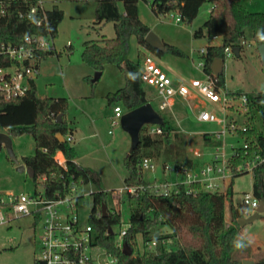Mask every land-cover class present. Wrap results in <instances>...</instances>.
Returning a JSON list of instances; mask_svg holds the SVG:
<instances>
[{
	"label": "trees",
	"instance_id": "16d2710c",
	"mask_svg": "<svg viewBox=\"0 0 264 264\" xmlns=\"http://www.w3.org/2000/svg\"><path fill=\"white\" fill-rule=\"evenodd\" d=\"M79 1V0H68ZM96 23L112 21L115 23L116 36L112 39L89 40L84 44L83 60L95 71H104L111 64L119 67L125 77L126 85L107 95L108 103L122 105L125 111L133 110L148 102V92L142 81V62L130 58V40L133 35L141 46L158 56L170 52L184 55L178 47L166 44L164 51L156 50L146 43L151 28L145 24L139 13L141 0H96ZM155 14L177 11L183 21L191 23L198 15L204 3L210 2L212 10L209 18L195 31V37H220L219 45L209 44L202 53L204 72L213 75L212 64L217 58H224L227 45L241 47L243 40L252 41L259 46L264 41L258 38V30H264V12L249 10L242 0H143ZM49 28L53 37L58 33L59 24L64 19V11L54 5L48 12ZM46 25L37 26L32 19L21 18L17 6L12 5L5 16L0 18V43L19 44L29 34H46ZM53 51L43 54L46 56ZM240 56V55H239ZM218 85L225 84V73L218 75ZM69 99L66 97H40L37 95L35 80L31 90L23 97L5 100L0 93V131L9 135L30 133L36 143L32 156L23 157V162L34 170L33 180L43 179L44 191L48 198H57L73 193V186L93 183L97 190L91 193L92 207L89 223L93 228V244L118 257L119 264H243L244 255L250 249L249 242L243 237V229L238 219L243 216L244 208L231 204V225L226 224V194L221 191H208L199 182L189 185L180 184L172 192L165 193L161 188H149L141 170V161L148 158L162 159V168L168 165L181 166L191 163L184 139L179 137L173 125L165 120L161 125V134L146 133L145 127L140 133V143L127 154L124 164L127 175L126 185L143 186L136 194L127 195L130 205L131 227L124 241L132 248L127 255L117 247V235L114 228L121 225L120 212L113 213L110 204L112 194L104 191L99 173L92 167L75 161L78 158L76 147L68 139L73 132L66 121ZM62 121H57L59 115ZM256 115L262 124V130L256 126ZM248 129L241 132L250 142L246 153L243 147L237 148V154L231 159L233 178L249 171L236 172V167L247 159H253L257 153L264 154V91L253 94L248 113ZM61 133L65 141L57 136ZM176 137L181 139L176 141ZM203 137L207 144L219 145L209 133ZM61 151L68 161V170L60 166L55 155ZM12 159V158H11ZM13 160V159H12ZM192 164V163H191ZM254 195L264 200V169L254 171ZM233 183L229 186L228 195ZM81 198V197H78ZM103 205L108 215L97 214ZM38 222V219L35 220ZM168 227L169 232L162 229ZM110 228L114 230L111 233ZM138 234L142 235L145 250L135 253ZM173 239L176 247L167 249L162 244L159 251L152 252L149 244L155 240ZM239 242L241 247L237 248ZM175 246V245H174ZM35 264H41L37 260ZM254 264H264V256L254 260Z\"/></svg>",
	"mask_w": 264,
	"mask_h": 264
},
{
	"label": "rangeland",
	"instance_id": "374dc122",
	"mask_svg": "<svg viewBox=\"0 0 264 264\" xmlns=\"http://www.w3.org/2000/svg\"><path fill=\"white\" fill-rule=\"evenodd\" d=\"M244 5L251 11L264 12V0H243ZM56 4L64 11V19L59 24L58 33L54 37L55 52L46 56L40 62L39 74L36 77L37 95L40 97H66L69 99V108L66 113V121L74 129L72 144L76 147L81 163L95 169L102 182L104 191H117L126 186L125 177L127 170L124 164L125 157L131 149V137L120 125L113 127L114 133L110 134L111 119L114 115V106L108 103L107 95L126 85V77L123 71L115 65H107L98 81L93 82L96 71L87 64L82 57L84 44L89 40L112 39L116 36L115 23L112 21L102 24L96 23V0H57ZM211 3L206 2L201 7L197 17L191 22L177 23L175 17L177 11L166 14H155L151 6L141 0L139 13L141 20L147 24L151 31L156 33L165 44L178 47L184 55L170 52L158 56L149 49L141 46L135 35L130 40V58L142 62L146 55H151L160 67L176 82L185 83L195 90L191 81L193 79H205L206 74L199 65L203 63L202 49L209 44L219 45L222 39L205 36L195 37L194 33L209 18ZM247 47L240 56H235L226 62L225 86L230 92L246 91L251 95L264 91V65L256 45L249 41ZM148 98L153 107L174 126L179 137L185 140L188 152L186 163L193 172L215 160L217 148L207 144L203 137L205 133L213 134L221 130V125L216 122H202L197 119L202 109H216L221 114V107L200 96L192 102L190 107L186 101H180L173 108L162 111L159 107L157 91L145 85ZM206 102V104L204 103ZM230 116L237 120L242 128L247 117L244 113H237L228 109ZM248 120V119H247ZM256 126L262 130L259 116L256 115ZM248 125V121H247ZM3 132H6L3 130ZM12 147L17 161L12 160L8 150L3 146L0 150V193L8 194H34L44 191L43 179L35 182L27 172L17 170L23 163V157L32 156L36 150V143L30 133L14 135ZM176 137V141L181 139ZM214 139V138H213ZM222 146L226 157L230 158L233 148L243 147L245 139L238 132H228L217 139ZM199 151V155L196 153ZM155 170H144V180L149 188L159 186L165 179L183 180L184 176H176L171 172H164L162 159L155 158ZM232 176V175H231ZM254 172L230 177L226 180H218L220 191L226 194V224L231 225L230 207L244 208L243 216L246 218L254 215L256 211L251 207H245L244 197L246 193L254 194ZM233 183L228 195L229 186ZM97 190L93 183L80 184L78 195L82 196L80 215L83 224L89 222L92 195ZM112 194V193H111ZM112 196L111 208L119 209L121 221H130V205L127 195L114 201ZM112 208V209H113ZM243 237L249 242L250 249L244 252L247 259L256 260L264 256V213L252 223L242 227ZM116 233L120 231V225L114 228ZM164 232V231H163ZM165 233V232H164ZM42 225L33 217H21L8 225L0 226V264H35L41 255ZM162 244L167 249L176 247L173 239ZM161 244L150 246L152 252L159 251ZM175 245V246H174ZM135 253L145 250L141 234L136 237L134 245Z\"/></svg>",
	"mask_w": 264,
	"mask_h": 264
},
{
	"label": "built area",
	"instance_id": "2783aa9c",
	"mask_svg": "<svg viewBox=\"0 0 264 264\" xmlns=\"http://www.w3.org/2000/svg\"><path fill=\"white\" fill-rule=\"evenodd\" d=\"M57 0H0V18L5 16L12 5L17 6L19 16L34 20L37 26L46 25V34H29L19 44L0 43V93L5 100H14L25 96L32 87V81L39 74L40 62L43 54L55 52L54 37L49 28L48 12L52 10ZM175 21L180 23L183 18L180 14L175 17ZM219 38V37H214ZM249 41L241 42L240 55L250 47ZM232 45L224 48V70L226 62L237 56ZM258 50V46L256 45ZM205 49H202V53ZM204 71V61L199 65ZM206 74V73H205ZM218 75L206 74L205 79H193L191 81L193 90L185 83L173 80L156 62L151 55H146L142 60V81L145 85L154 88L159 98V107L162 111L175 108L180 101H186L191 107L192 102L203 96L211 102L221 107V114L216 109H202L197 119L202 122H216L221 125V130L209 135L214 139H220L228 132H245L248 129L247 119L250 111L251 94L246 91L226 90V86L218 85ZM206 104V102H204ZM231 109L237 113H244L247 117L244 127L237 124V120L230 116ZM114 115L111 119L110 134L114 133L113 127L121 124V118L126 112L122 105L114 106ZM146 133L161 134L163 129L159 124H146ZM183 132V131H177ZM243 137V136H242ZM243 148L246 153L250 147V142L246 140ZM69 140H73V135H68ZM215 160L201 168L198 172H193L186 165H168L164 172H171L176 176L183 175V180L165 179L159 186L165 193L172 192L180 184L189 185L199 182L208 191H220L218 180H226L233 177L231 159L237 154V148H233L230 158L226 157L222 146H216ZM199 155V151H196ZM56 162L65 170H68V161L61 151L55 155ZM141 170H155L156 164L152 158H144L141 161ZM264 169V154L257 153L253 159H247L236 167V172H253L258 168ZM232 175V176H231ZM147 185V184H146ZM77 185L73 186V193L57 198H48L45 191H37L34 194H2L0 193V226L8 225L21 217H33L38 219L42 225L41 235V255L37 261L41 264H119L118 257L108 253L93 244V228L88 222L82 223L80 209L82 196L78 195ZM149 187V186H148ZM137 187L126 185L117 191H109L115 197L116 202L124 195L136 194ZM92 193V192H91ZM81 197V198H78ZM116 197H118L116 199ZM260 199L254 194L246 193L244 197L245 207L251 206L255 211L260 205ZM113 213L119 209H112ZM246 211V210H245ZM244 211V212H245ZM100 211L97 215L100 216ZM131 222L121 221L120 231L117 235V247L123 250L124 237L127 235ZM168 243L167 240H155L150 246Z\"/></svg>",
	"mask_w": 264,
	"mask_h": 264
},
{
	"label": "water",
	"instance_id": "95a60500",
	"mask_svg": "<svg viewBox=\"0 0 264 264\" xmlns=\"http://www.w3.org/2000/svg\"><path fill=\"white\" fill-rule=\"evenodd\" d=\"M146 43L151 46L152 48L160 51H164L166 49V44L161 40V38L150 31L146 36ZM234 52L237 56L240 55V48L234 47ZM258 51L260 53L263 65H264V44L258 46ZM212 70L215 75H220L224 70V59L217 58L214 60L212 64ZM102 76V71H96L95 77L93 78V82L98 81ZM63 115H59L57 121H62ZM165 123L164 117L153 107L151 102H148L140 107H137L133 110L126 111L122 118H121V126L122 128L129 133L131 137V149L129 152H132L140 143V133L142 128L146 124H159L163 125ZM61 141H65V137L58 133L57 135ZM12 138L7 132L0 131V150H2L3 146H5L8 150V154L10 158L17 161V158L14 154L13 147H12ZM17 170L20 172H27L28 175L33 178L35 173L31 166H27L26 164L19 165ZM264 213V200L260 201V205L256 210V213L248 218L245 216H241L238 219V223L241 227L252 223L257 218L262 217ZM102 214L104 216L108 215L107 206L103 205L102 207ZM111 233H114V230L110 228ZM123 252L127 255L132 254V248L128 244V242L124 243ZM243 264H254V260L251 259H244Z\"/></svg>",
	"mask_w": 264,
	"mask_h": 264
},
{
	"label": "crops",
	"instance_id": "0c3cea01",
	"mask_svg": "<svg viewBox=\"0 0 264 264\" xmlns=\"http://www.w3.org/2000/svg\"><path fill=\"white\" fill-rule=\"evenodd\" d=\"M242 1H243V0H242ZM211 10H212V5H211ZM35 83H36V89H37V82H36V79H35ZM72 135L74 136V129H73ZM73 139H74V138H73ZM81 159H82V158L78 157V158L75 159V161L78 162V163H80V164H82V163H81ZM23 163H24V162H23ZM82 165H84V164H82ZM85 166H86V165H85ZM163 231H164L165 233H167V232L170 231V229H169L168 227H164V228L162 229V232H163Z\"/></svg>",
	"mask_w": 264,
	"mask_h": 264
},
{
	"label": "clouds",
	"instance_id": "9594fccd",
	"mask_svg": "<svg viewBox=\"0 0 264 264\" xmlns=\"http://www.w3.org/2000/svg\"><path fill=\"white\" fill-rule=\"evenodd\" d=\"M258 38L262 41H264V30H258ZM236 247L239 248L241 247V244L239 242L236 243Z\"/></svg>",
	"mask_w": 264,
	"mask_h": 264
}]
</instances>
